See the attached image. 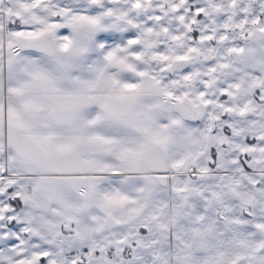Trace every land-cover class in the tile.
I'll return each mask as SVG.
<instances>
[{"label": "snow or ice", "instance_id": "1", "mask_svg": "<svg viewBox=\"0 0 264 264\" xmlns=\"http://www.w3.org/2000/svg\"><path fill=\"white\" fill-rule=\"evenodd\" d=\"M0 264H264V0H0Z\"/></svg>", "mask_w": 264, "mask_h": 264}]
</instances>
